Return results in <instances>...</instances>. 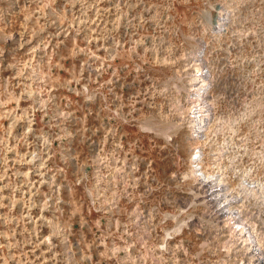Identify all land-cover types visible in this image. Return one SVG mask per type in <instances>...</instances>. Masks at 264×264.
<instances>
[{
	"label": "rangeland",
	"instance_id": "rangeland-1",
	"mask_svg": "<svg viewBox=\"0 0 264 264\" xmlns=\"http://www.w3.org/2000/svg\"><path fill=\"white\" fill-rule=\"evenodd\" d=\"M251 263L264 0H0V264Z\"/></svg>",
	"mask_w": 264,
	"mask_h": 264
},
{
	"label": "bare ground",
	"instance_id": "bare-ground-1",
	"mask_svg": "<svg viewBox=\"0 0 264 264\" xmlns=\"http://www.w3.org/2000/svg\"><path fill=\"white\" fill-rule=\"evenodd\" d=\"M203 69V68H202ZM204 73V72H203ZM203 73H202V70H201V67H199V66H197L196 68H195V70H194V72H193V74H191L192 75V79H194L195 81L196 80H198V79H200V81H199V86H198V88L192 93V95H191V101L194 103V102H196V103H198L199 101H201V98H205L204 96H205V90H206V88H207V78L206 77H204V75H203ZM203 101V100H202ZM207 101V100H206ZM205 102V101H204ZM203 102V103H204ZM203 103H201V104H203ZM207 103V102H206ZM197 105V104H196ZM200 105V104H199ZM204 105H205V103H204ZM195 106L194 105H192V107H191V109L192 110H190L191 111V113L193 114V121L195 122V124L197 125V127L195 128V130H194V132H197V130H199V129H201V127H202V125H200V123H202L201 122V119H202V117L200 118V115H198V113L199 112H201L202 110H201V108H199V109H193ZM199 107V106H198ZM202 107H204L203 105H202ZM208 107V106H207ZM197 108V107H196ZM210 108H211V105H210ZM205 111V110H204ZM206 111H209V109H206ZM203 112V111H202ZM192 118V117H191ZM204 118V117H203ZM204 121V120H203ZM194 122H192V123H194ZM199 151V150H198ZM200 157V156H199ZM200 159V158H199ZM196 162H198V159L196 160ZM195 162V163H196ZM197 174V173H196ZM199 176V175H198ZM202 176H203V174H202ZM207 179L205 178V181H206ZM251 184V183H250ZM254 185V184H253ZM215 186V185H214ZM213 187V186H212ZM211 188V187H210ZM209 188V189H210ZM218 188V187H217ZM255 189V188H254ZM252 190V189H251ZM210 191V190H209ZM207 192V191H206ZM255 192V191H254ZM222 193V192H221ZM215 195V194H214ZM217 197V196H216ZM232 197V196H231ZM216 200V199H215ZM223 201H221V203H222ZM226 202V201H225ZM224 202V203H225ZM219 205V204H218ZM233 208V207H232ZM223 211H224V208L222 209ZM236 210V209H235ZM233 211V210H232ZM238 213V212H237ZM236 213V214H237ZM229 215V214H228ZM227 215V216H228ZM237 218V217H236ZM241 219V218H240ZM243 219V218H242ZM241 219V220H242ZM231 221V220H230ZM226 222V221H225ZM241 223V222H240ZM228 224V223H227ZM234 224V223H233ZM242 224H244V223H242ZM241 224V225H242ZM247 224V223H246ZM241 225H239V224H237V228L239 227V226H241ZM236 227V226H235ZM244 227V226H243ZM234 228V227H233ZM240 229H241V227H239ZM250 228V227H249ZM254 228V227H253ZM244 229V228H243ZM243 229H242V231H243ZM239 230V229H238ZM241 231V230H240ZM239 233V232H238ZM249 233V232H248ZM253 233H249L247 236V239L248 240H252L251 238H253V235H252ZM232 237V236H231ZM230 237V238H231ZM242 237V236H241ZM233 239V238H232ZM242 239V238H241ZM245 241H246V239H244ZM247 240V241H248ZM251 242V241H250ZM254 242V241H253ZM260 250V249H259ZM259 254V253H258ZM261 259V258H260ZM252 260V259H251ZM252 264V263H251Z\"/></svg>",
	"mask_w": 264,
	"mask_h": 264
}]
</instances>
